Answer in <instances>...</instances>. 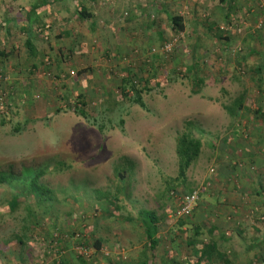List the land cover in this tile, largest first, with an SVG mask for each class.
I'll use <instances>...</instances> for the list:
<instances>
[{
  "label": "rangeland",
  "instance_id": "374dc122",
  "mask_svg": "<svg viewBox=\"0 0 264 264\" xmlns=\"http://www.w3.org/2000/svg\"><path fill=\"white\" fill-rule=\"evenodd\" d=\"M52 1L35 28L41 32L43 50L49 53V43L55 44L52 59L26 57L17 49L5 68L0 62V71L8 78L6 94L12 93L14 76L20 79L25 73L34 82L24 80L17 91L15 85L13 103L7 100L5 114L0 111V174L8 178L0 185V264H56L61 260L55 259V251L67 233L82 237L70 244L74 262L82 264L79 258L95 255L91 245L83 250L86 257L80 248L94 234L100 217L113 222L119 232L141 210L160 218L167 213L176 217L170 191L197 190L201 197L211 190L224 171L219 151L228 149L227 155H232L227 146H233V125L241 124L239 139L256 146L259 154L248 158L246 153L235 162L228 158L237 173L229 184L238 187L239 176L247 177L243 180L248 183L258 176L264 181L255 160H264V137L259 139L264 136V0H252L247 13L199 14L200 27L186 24L169 56L163 49L176 34L168 22L162 31L165 44L154 37L160 31L141 24L132 29L136 38L132 47L119 54L117 44L128 29L110 24L112 13L108 19L98 14L91 39L82 40L90 46V57L83 59L70 44H77L78 33L90 31V24L83 25L85 21L77 17L74 0ZM108 2L96 0L94 6L103 4V10L111 12ZM178 15L185 20L194 16L188 9ZM129 16L117 18L124 23ZM18 17L23 15L0 13V22ZM66 28L72 29L71 36L60 34ZM4 38L0 34L1 49ZM20 39L16 37L18 44ZM58 49L70 59L58 55ZM130 77L140 82L138 86L150 87L142 93L145 109L135 103L136 94L130 99L122 94L123 79ZM80 96L87 108L79 114L86 118L75 113ZM188 124L198 130L203 149L186 178L180 179L177 139L188 131ZM15 198L19 207L13 211L10 203ZM248 204L243 222L264 224V214ZM104 239L112 246L105 250L106 257L117 252L126 258L124 238L109 233ZM257 260L264 261V256ZM89 261L85 262L95 263L93 258ZM100 264L107 261L101 259Z\"/></svg>",
  "mask_w": 264,
  "mask_h": 264
},
{
  "label": "crops",
  "instance_id": "0c3cea01",
  "mask_svg": "<svg viewBox=\"0 0 264 264\" xmlns=\"http://www.w3.org/2000/svg\"><path fill=\"white\" fill-rule=\"evenodd\" d=\"M49 1L51 0H44V2ZM78 1L90 11H94L95 15V18L89 22L83 20L85 21L83 25L90 24V31L78 33L77 44H70V47L76 52L77 56L82 59L90 57L89 44L87 43L89 47H86L82 43L87 39H91V35L93 34L90 32L96 30V16L99 15V17L103 16L108 19L109 13H112L114 20L109 18V23L113 26L120 25L119 29L121 28V30L128 29L125 34L126 38L121 43H116L118 53L122 54L126 49H130L136 40L132 29H137L141 24H144V27L150 30L160 31L158 32L160 38L158 35L154 37L156 38L157 36L156 39L161 43V41H164V34L162 33L164 24L168 22L171 29L169 17L181 14L186 9L191 11L194 16L185 20V26L190 23L195 24L196 28H198L202 20L198 19V15L201 13H247L254 3L252 0H109L108 4L112 7V9L109 7L112 10L109 12L103 10V4L101 6H94L96 0ZM89 2L93 3V7H91ZM37 3L38 0H0V13H18L23 15V18H7L0 22V34H3L5 37L0 52L1 66L6 62V59L13 58L14 51L17 49L21 50V54L24 51L26 57H30V55H48L46 59H52L51 53L55 44H52V41L49 43L51 52L48 53L49 50L42 49V35L35 32V28L37 29L38 23H40L38 21L46 17L52 8V3H46V5L36 11L38 13L36 20L33 19L31 22L24 20V15L29 13L30 10L32 11ZM94 8H96V11ZM124 13H129L130 16L122 23L117 17H120ZM146 15H151L152 19ZM69 30L72 29L66 28L60 34L71 36ZM24 36L23 41L22 37ZM16 37L21 38V44H18L19 42H17ZM58 39L60 40V37ZM27 41L31 42L35 53L31 52L28 48ZM106 54L104 53V55ZM64 57L70 59L66 55ZM104 59L102 58V61ZM194 78L197 79L195 75ZM26 79L31 84L34 83L33 78L28 77L25 73L21 74L20 79L14 76L13 81L9 85L10 92L15 93V85L16 91L20 87H23L22 82ZM238 126H241V124H238L236 127L235 125L232 126L231 132H234V138L232 139L234 142L232 143L233 146H227L232 155H227L228 149H226V152L219 151L220 155H218V158L222 164V169H224L220 179H218L216 184H212L211 190H208L205 194L201 193L200 202L193 215L186 219H180L173 214L167 213L161 218L156 214L158 217L157 239L159 241L156 251L153 252L151 250V242L146 238V231L139 219V212L134 219L129 218L127 220V223L124 224L123 232L114 229L115 225L109 219L100 217L102 219H98L96 225L92 228L94 234L91 238L88 236L86 237L87 239H84L89 242L84 243L88 246L91 245L92 249L95 250V255L91 256L88 260L84 259V261L79 258L81 263L87 264L86 262H90L89 260L93 258L94 264H100L101 259H104L105 263L107 261V264H192L197 263L198 253H202V264H264V261L257 260L260 255L264 256V246L261 244L264 239V232H261L264 231V224L260 222L255 224L252 220L243 222L245 218L243 213L246 210L245 205H249L248 202L256 206L260 214H264V181L258 176V179L251 180V183H248L243 180L247 177L242 178V176H239V180L241 179V181L238 187L237 185L229 184V178L234 179L237 173L233 172L234 169L231 163H229L228 158L235 162L242 159L246 153L248 154V158L259 154L255 151L256 146L253 148L250 144H246L239 139ZM262 137L264 136H260L259 139ZM255 160L260 165L258 166L259 169L264 171V160H260V158H256ZM248 162L252 163V161ZM230 215H233L232 218H230ZM109 233L116 239L121 238L122 240L124 238V241L121 242L123 244L121 248H123L124 255L126 256L124 260L122 257H119L117 252H112L111 258L104 255L105 250L112 248L109 243L110 240L104 239ZM66 235L68 238L64 236L59 243V245L61 244V248L55 251V259L61 260L56 264H64L62 261L64 257L70 264H77L74 262L75 258L72 255L74 253L70 244L81 241L82 237L77 238V233H67ZM101 235H103V238ZM96 241L101 244L99 252L94 248ZM119 242L117 241L116 243Z\"/></svg>",
  "mask_w": 264,
  "mask_h": 264
},
{
  "label": "trees",
  "instance_id": "16d2710c",
  "mask_svg": "<svg viewBox=\"0 0 264 264\" xmlns=\"http://www.w3.org/2000/svg\"><path fill=\"white\" fill-rule=\"evenodd\" d=\"M60 1H65V0H60ZM67 1V0H66ZM75 1V5L77 6V17L80 18L81 20H85V21H91L92 19L95 18L94 12L90 11L87 7H84L78 0H74ZM53 3V1H49V2H44V0H38L37 5L33 8V10L29 11V13H26L24 15V20L31 22L33 21V19L36 20L37 17V12L39 9H41L44 5H46V3L51 4ZM55 2V0H54ZM169 21L171 23V30L174 34H176L174 37L182 34L185 32L186 30V26H185V19L183 16L181 15H173L169 17ZM50 28V27H49ZM39 34H41V32H39ZM163 43L165 44V41H163ZM27 46L28 48L31 50V52L35 53L34 49L32 48V44L30 41H27ZM64 49H58L57 53L60 56H64ZM37 57L36 55H30V57ZM41 56V55H40ZM106 58H108L109 56L106 54L105 55ZM35 68H38L37 66L34 65ZM153 80V78H151V81ZM198 80V79H197ZM150 79L145 80V83L147 85L151 84ZM124 84L121 86L122 88V94L127 98L131 96V94H136V100L135 103L139 104L142 108H146L145 104L142 101V93L146 92V91H150V87H145V86H138L140 84V82L138 84H136L134 82L133 78H125L123 79ZM202 85V84H200ZM8 87V86H7ZM6 93V92H5ZM7 100L11 103H13L14 101V94L13 93H8L7 92V96H6ZM79 102L80 105L77 104L75 107V113L78 116H82L83 118L87 117V114L85 115H81L79 114L80 109H84L86 107V103L83 100V97H79ZM130 99V98H129ZM87 108V107H86ZM6 116V115H5ZM186 129H188V131L186 133H184L183 135H181L178 139H177V148H176V153H177V157H178V161H179V178L180 179H185L187 176V173L189 171V169L191 168V166L199 159V157L201 156L202 153V149H203V143L201 140H199L197 138V134H195L196 132H198V130H196L195 128H193V126L191 124H188ZM16 132L20 133V128L16 127L15 129ZM123 176V175H122ZM8 181V178L5 175L0 174V185L5 184ZM176 191V189H172L170 192ZM19 207V203L17 202V199H13L10 203V208L15 211L17 208ZM139 219L146 231V238L151 242V250L154 252L156 251L159 241L157 239V233H158V227H157V223H158V217L156 215V213L154 212H148V211H139ZM264 246V239L261 243ZM88 245L86 244H82L81 248L86 249ZM96 248V250L99 252V248L101 246L100 242L96 241V244L94 245ZM93 252H95V250L93 249ZM82 255V254H81ZM199 257L197 259V263H192V264H202V253H198ZM83 256V255H82ZM83 257H86L85 255ZM202 261V262H201Z\"/></svg>",
  "mask_w": 264,
  "mask_h": 264
},
{
  "label": "built area",
  "instance_id": "2783aa9c",
  "mask_svg": "<svg viewBox=\"0 0 264 264\" xmlns=\"http://www.w3.org/2000/svg\"><path fill=\"white\" fill-rule=\"evenodd\" d=\"M181 35H178L172 39L169 43L165 44L163 52L167 56H169L173 52V48L179 42ZM0 52H1V43H0ZM8 82V78L4 74L3 71H0V111L5 114V108L8 105L7 102V94L4 92L6 88V84ZM213 173V170L211 171ZM169 198L176 203L177 205V216L179 218H189L193 215L196 210L199 201L200 195L197 190H193L190 192L180 193L172 191L169 193ZM81 254L87 255L86 251H83V248H80ZM43 264V263H37Z\"/></svg>",
  "mask_w": 264,
  "mask_h": 264
}]
</instances>
